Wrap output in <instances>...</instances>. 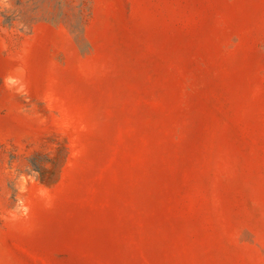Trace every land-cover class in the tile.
<instances>
[{
    "label": "rangeland",
    "instance_id": "obj_1",
    "mask_svg": "<svg viewBox=\"0 0 264 264\" xmlns=\"http://www.w3.org/2000/svg\"><path fill=\"white\" fill-rule=\"evenodd\" d=\"M84 2L0 26V264H264V0Z\"/></svg>",
    "mask_w": 264,
    "mask_h": 264
},
{
    "label": "trees",
    "instance_id": "obj_2",
    "mask_svg": "<svg viewBox=\"0 0 264 264\" xmlns=\"http://www.w3.org/2000/svg\"><path fill=\"white\" fill-rule=\"evenodd\" d=\"M6 3L8 8L0 9V26L10 29L18 23L22 28L28 29L38 22L56 25L67 21L76 41L84 44L82 51H87L84 0H6ZM69 6H72L71 10ZM28 164L31 171L42 179L39 165L33 160H29Z\"/></svg>",
    "mask_w": 264,
    "mask_h": 264
}]
</instances>
